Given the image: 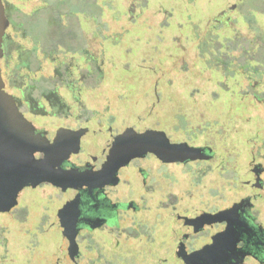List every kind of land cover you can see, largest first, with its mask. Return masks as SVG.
I'll use <instances>...</instances> for the list:
<instances>
[{"label": "flooded vegetation", "instance_id": "obj_1", "mask_svg": "<svg viewBox=\"0 0 264 264\" xmlns=\"http://www.w3.org/2000/svg\"><path fill=\"white\" fill-rule=\"evenodd\" d=\"M71 1L0 0L6 18L0 89L13 109L8 122L0 121V180L7 182L3 178L14 164L28 180L9 207L1 187L0 264H264V139L256 147L251 141L260 139V118L241 116L254 126L253 134L249 128L237 132L232 124L233 110L264 107V43L252 23H243L248 16L235 0H224L187 33L178 24L177 51L163 48L159 73L170 59L180 65L182 85L199 78L215 86L181 87L166 125L158 104L165 87L156 83L157 103L83 101L87 91L99 96L105 79L106 90L118 87L110 79L116 50L142 62L146 54L144 46L132 52L137 38L119 44L127 26L103 32L98 0H83L75 11ZM148 1L128 0L124 8L126 25H138L133 33L163 24L160 17L140 24ZM151 13L162 16L167 9L160 4ZM35 17L76 26L78 42L43 45L32 33ZM238 25L245 30L237 32ZM234 33L238 39L214 36ZM193 41L194 62L210 63L206 70L182 65ZM229 45H236L235 53ZM230 78L237 80L229 84ZM233 95L236 107L229 101ZM229 132L235 134L231 139ZM38 178L44 179L31 182Z\"/></svg>", "mask_w": 264, "mask_h": 264}, {"label": "rangeland", "instance_id": "obj_2", "mask_svg": "<svg viewBox=\"0 0 264 264\" xmlns=\"http://www.w3.org/2000/svg\"><path fill=\"white\" fill-rule=\"evenodd\" d=\"M71 1V0H70ZM70 2L71 6L74 8L73 11L80 9L79 7H82L84 2L83 0H73ZM100 2V5L102 6V10L100 15L97 17L100 19V26H103L102 30L103 32L110 33L113 29H119L122 26H127V28H130V31L126 34H123V38L119 40V44L122 46L127 45V41L134 40L135 38L138 39V41H134L137 44H134L132 47V52L137 53L135 50H138V48H142L144 46V52L143 54H146L145 60L142 62L140 58H136V54H128L125 52L124 49L116 50L115 51V57H113L112 66L110 68V71L112 75L110 76L111 80H117L115 84H117L118 87H121V85L118 84L120 82L123 86L118 90V87L113 90H106L108 88L109 84L103 80L100 85L98 86L99 89H101V94L98 96L96 92L94 91H87L84 92L82 97L83 101L87 104H93L96 102H116L117 104L122 105H128L133 104L135 102L139 104H150L152 102L157 103V87L155 85L158 84L159 87H165L163 89V98L160 99L158 102L159 105H163V108L165 110V124L167 125L169 121L173 117L174 107L173 104L180 100V95L178 94L183 88L186 87L189 88L193 85H199V86H208V87H214L215 82L212 81L211 83H205L202 79H195L193 81V84L191 85H182L181 82H184L182 78H179L181 74H179L180 65L177 62H173L170 59H166L163 63L165 73H159L158 69L161 67L160 64L162 61V55L159 56L161 51L163 52V48L165 51H171L176 52L177 45L175 40L173 39L180 31L179 23H183L182 30L188 32L190 30V24H193V26L196 24L197 26L200 25L201 17L205 15V11L213 10V14L222 8L220 6L224 0H149L147 7L148 9L145 10V15L142 16V20L140 24H149V22H156L157 17H160V21L163 22L162 26V32L159 33L158 31L160 28H158V25L151 26L148 30V32L142 34V32H136L133 33L131 31L134 23H128L126 25V10L124 11V8H126L128 0H98ZM231 1V0H230ZM110 2V3H109ZM229 2V1H228ZM234 3H237L240 6V9L243 11V14L248 16V20L245 21L243 18V23L248 24L252 23V29H256L258 32V35L260 36L261 43H264V0H241L240 2L235 0ZM111 8L109 9L110 5ZM163 5L167 9V13L162 14V16H158L156 14H152L151 11L154 10L158 5ZM219 7V8H218ZM217 8V9H216ZM246 9L251 10V13L248 14ZM113 11V14L116 15L113 16L111 13ZM123 12V13H122ZM122 13V14H121ZM38 17V15L36 16ZM33 21V26H31L32 33L41 40L43 45H54L56 40H59L61 43L65 44H71L72 42L77 43L78 42V36L76 31V26H58L54 19H50L51 21L48 22L45 20H39L36 19ZM73 18L74 21H77V15L70 16ZM23 19V18H22ZM25 19V18H24ZM68 23H71L69 21ZM77 23V22H74ZM139 23V22H138ZM137 23V24H138ZM242 23V24H243ZM83 26H87L84 24ZM64 27L67 28L64 30ZM201 27V26H200ZM199 28V27H198ZM246 26L238 25L236 27L237 32L240 30H245ZM236 32V31H234ZM215 38H222L223 40H230V39H238L237 34H229L228 36L219 37L214 35ZM34 37V36H33ZM34 37V38H36ZM134 38V39H133ZM114 39V38H113ZM55 40V42H54ZM106 46H109L112 42V39H107L103 41ZM233 43L229 42L228 44ZM135 45L137 48H135ZM194 41L187 44L189 48V55L188 60L185 64L189 67L190 70H206V67L210 65V63H206L203 65H197L194 62V56L197 54L196 49H193ZM229 45L228 49L234 50L233 53H235V49ZM236 46V45H235ZM234 46V47H235ZM93 47V46H91ZM61 48V47H60ZM101 48L103 50L104 45H101ZM216 49V47H215ZM227 49V48H226ZM105 55L109 56V50L106 48ZM194 54V55H193ZM109 58V57H108ZM214 60V59H212ZM215 62V61H212ZM106 66L108 65V61H106ZM196 64V65H195ZM44 65L49 66V64L44 63ZM163 71V70H162ZM225 72V71H224ZM223 72V73H224ZM163 74V76H162ZM225 75L226 72H225ZM183 76V75H182ZM185 76V75H184ZM230 76V75H229ZM170 82V84H167V79ZM109 78V77H108ZM236 78L232 79L230 78L229 84L231 82H236ZM191 83V82H190ZM167 84V85H166ZM158 87V88H159ZM179 87V88H178ZM123 88V91L121 89ZM161 89V90H162ZM106 90V91H104ZM188 92V90H187ZM234 92L235 90H229V93ZM117 93L120 95L116 98ZM236 94V93H235ZM64 95V94H62ZM65 96V95H64ZM182 98V97H181ZM183 99L188 100L187 96H183ZM218 101L222 102L221 99H218ZM229 101L231 104L236 107L239 102L237 100V97L235 95L229 97ZM225 103L228 102L227 98L224 101ZM162 107V106H160ZM158 108V106H157ZM248 112L240 113L237 110H233L236 117L233 119V129H236L237 132L244 129L250 130V133H254V126H252L251 123H245L244 117H241L244 114L250 113L255 114L259 116L258 125L257 128L260 131L257 133L260 136V139H252L253 147H256L257 145H263V139H264V129L262 121V116H264V107L261 105H247ZM185 112H190L189 108H185ZM240 113V114H239ZM239 116V117H238ZM238 118V119H237ZM262 118V119H261ZM248 121V120H247ZM235 130V132H236ZM230 139L235 136L233 134L234 132H229ZM256 133L255 136L259 137ZM87 147V146H85ZM241 173L243 170H240ZM213 180H216V170L212 172L211 175ZM47 247L51 244H46Z\"/></svg>", "mask_w": 264, "mask_h": 264}, {"label": "water", "instance_id": "obj_3", "mask_svg": "<svg viewBox=\"0 0 264 264\" xmlns=\"http://www.w3.org/2000/svg\"><path fill=\"white\" fill-rule=\"evenodd\" d=\"M0 37H1V34H2V31H3V28L4 26L6 25V18L3 14V10L2 8L0 7ZM12 102V100H10L8 98V96L0 89V121L1 119H5L6 122L9 121V117L7 116L8 115V112L13 110L11 108V106H9V103ZM13 103H11L12 105ZM13 107V105H12ZM13 117V116H12ZM16 120V123L14 122ZM17 117L15 116L14 117V120L12 121V124L17 126ZM14 122V123H13ZM40 165L39 163H37V166H36V173L39 175V173H42L43 171L39 168ZM12 170L11 172L10 171H7L6 172V177H4L3 179L7 182H5V184H1V180H0V190H1V187L2 186H5L6 188L4 189V207H9L13 202H14V199H15V196L18 192V190L20 188H22L23 185H25L26 183H28V180H25V179H22L21 178V168L19 165L17 164H14L11 166ZM8 172L12 174V176H9L8 175ZM0 174H1V171H0ZM37 175V177H38ZM0 178H1V175H0ZM41 179H44V178H38L36 181L35 179L32 180L31 182L32 183H35V182H38L40 181ZM3 190V189H2ZM1 195V194H0ZM2 196H0L1 198Z\"/></svg>", "mask_w": 264, "mask_h": 264}]
</instances>
